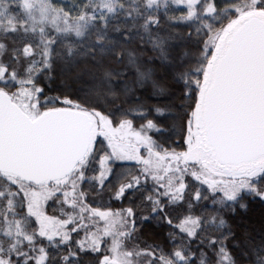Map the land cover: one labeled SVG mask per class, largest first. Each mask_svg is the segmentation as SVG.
<instances>
[{
	"label": "snow or ice",
	"instance_id": "1",
	"mask_svg": "<svg viewBox=\"0 0 264 264\" xmlns=\"http://www.w3.org/2000/svg\"><path fill=\"white\" fill-rule=\"evenodd\" d=\"M0 264H264V0H0Z\"/></svg>",
	"mask_w": 264,
	"mask_h": 264
}]
</instances>
